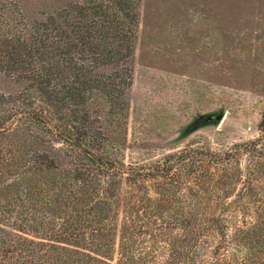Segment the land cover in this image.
I'll list each match as a JSON object with an SVG mask.
<instances>
[{"label": "trees", "instance_id": "trees-1", "mask_svg": "<svg viewBox=\"0 0 264 264\" xmlns=\"http://www.w3.org/2000/svg\"><path fill=\"white\" fill-rule=\"evenodd\" d=\"M126 1L0 0V264H264V112L230 148L126 160Z\"/></svg>", "mask_w": 264, "mask_h": 264}, {"label": "rangeland", "instance_id": "rangeland-1", "mask_svg": "<svg viewBox=\"0 0 264 264\" xmlns=\"http://www.w3.org/2000/svg\"><path fill=\"white\" fill-rule=\"evenodd\" d=\"M71 1L21 3L38 17ZM126 4L137 36L126 160L150 163L189 145L223 150L256 138L264 112V0ZM219 112V123H196Z\"/></svg>", "mask_w": 264, "mask_h": 264}, {"label": "water", "instance_id": "water-1", "mask_svg": "<svg viewBox=\"0 0 264 264\" xmlns=\"http://www.w3.org/2000/svg\"><path fill=\"white\" fill-rule=\"evenodd\" d=\"M223 118H224L223 112L214 113V114H207V115L203 116V118L201 120H198L196 123L197 124L212 123V122L219 123L222 121Z\"/></svg>", "mask_w": 264, "mask_h": 264}]
</instances>
